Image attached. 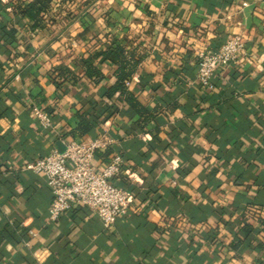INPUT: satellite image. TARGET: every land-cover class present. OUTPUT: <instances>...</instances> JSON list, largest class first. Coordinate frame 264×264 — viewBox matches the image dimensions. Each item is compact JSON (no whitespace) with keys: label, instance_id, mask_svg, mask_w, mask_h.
I'll return each mask as SVG.
<instances>
[{"label":"crops","instance_id":"obj_1","mask_svg":"<svg viewBox=\"0 0 264 264\" xmlns=\"http://www.w3.org/2000/svg\"><path fill=\"white\" fill-rule=\"evenodd\" d=\"M13 2L0 0V21L22 38L25 20L11 13ZM89 11L87 30L77 17L36 30L31 52L19 46L25 55L15 59L0 46V230L7 225L13 236L0 246V264H264L255 249L263 234L231 247L249 209L264 210V0H96ZM235 33L243 53L216 71L207 92L195 79V53ZM110 37L141 55L125 87L154 118L139 130L115 102L118 113L79 137L75 115L92 113L86 101L100 100L114 67L102 64L97 85L83 79L57 99L48 72L70 51L81 56ZM31 92L53 107L48 130L30 113ZM102 132L115 144L95 163L122 157L113 183L130 194L129 210L109 229L81 205L49 223L50 189L19 168L61 141Z\"/></svg>","mask_w":264,"mask_h":264},{"label":"trees","instance_id":"obj_2","mask_svg":"<svg viewBox=\"0 0 264 264\" xmlns=\"http://www.w3.org/2000/svg\"><path fill=\"white\" fill-rule=\"evenodd\" d=\"M95 1L29 0L26 2L14 0L13 3H10L12 5L11 13L17 19L25 20L23 25L26 27V36L19 38L15 27L0 21V46L5 48L8 60H12L24 53L31 52L29 40L36 30L45 31L53 26L64 28L71 23L73 18L77 17L81 24L85 25V31L92 24V21L88 20L89 8ZM76 4L78 5L76 10H72ZM92 39L95 40V37ZM96 43L98 42L95 41ZM19 46L23 47L24 53H18ZM128 46L130 45L125 42L120 43L115 38L110 37L104 43L99 41L98 47L92 45L81 56H71L70 51V55L49 70V78L54 85L57 99L66 94L69 89L76 87L83 79L97 85L104 79L100 70L102 64L114 67L112 71L114 81L108 87L100 90V100L98 102L86 101L89 103L92 113H76V124L73 132L79 137L88 135L99 120H107L118 113L119 110L115 102H120L122 106L126 107V110H130L131 117L134 118V123L139 130H143L153 120V113L148 111L137 96L125 87V82L131 80L141 61V55L137 52V48ZM30 96L32 103L41 107L53 119V107L45 105L47 102L46 95L41 92L33 95L31 92ZM10 231L7 225L0 230V246L2 242H12L13 236ZM237 232L242 236V239L234 240L231 245L234 249L241 247L259 234L264 236V218L257 219L256 228L249 220L244 219ZM255 249L264 252V242L257 243ZM259 264H262V261Z\"/></svg>","mask_w":264,"mask_h":264},{"label":"built area","instance_id":"obj_3","mask_svg":"<svg viewBox=\"0 0 264 264\" xmlns=\"http://www.w3.org/2000/svg\"><path fill=\"white\" fill-rule=\"evenodd\" d=\"M242 6H246V3H242ZM243 50L244 39L240 33L232 34L215 49L198 50L195 53V79L198 84L211 92L216 71L234 64ZM17 77L14 75V78ZM125 85H129V81ZM29 110L41 129L51 128L52 118L41 107L31 104ZM114 144V140L105 132L91 140L61 141L62 152L54 149L43 157L26 161L19 168L20 171L41 176L50 189L49 223H55L73 205L91 210L104 229L111 228L127 213L132 198L127 190L113 183L124 164L122 157L115 154L105 163H95L96 153ZM260 217L264 218V210L253 207L245 219L251 222Z\"/></svg>","mask_w":264,"mask_h":264},{"label":"water","instance_id":"obj_4","mask_svg":"<svg viewBox=\"0 0 264 264\" xmlns=\"http://www.w3.org/2000/svg\"><path fill=\"white\" fill-rule=\"evenodd\" d=\"M57 150H58V152H62V150H63V147H62V145H60V143H57Z\"/></svg>","mask_w":264,"mask_h":264}]
</instances>
